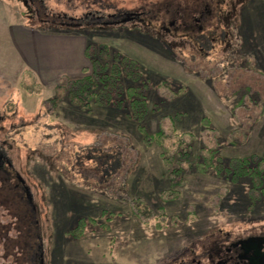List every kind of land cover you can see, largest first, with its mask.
Wrapping results in <instances>:
<instances>
[{"label": "rangeland", "instance_id": "obj_1", "mask_svg": "<svg viewBox=\"0 0 264 264\" xmlns=\"http://www.w3.org/2000/svg\"><path fill=\"white\" fill-rule=\"evenodd\" d=\"M122 1L125 9L141 4ZM191 2L173 0L172 10ZM47 5L67 13L64 6ZM0 23L16 34L39 26L17 0H0ZM130 26L40 31L78 49L71 78L89 68L83 55L88 43L107 45L135 60L144 79L155 84L145 121L150 132L192 134L196 156L218 145L222 157L264 158V0H252L239 12L237 37L230 47L206 49L203 58L196 51H170L159 41L128 31ZM6 61L0 44V65L7 68ZM15 62L8 80L0 76V146L29 186L35 211L19 189L12 188L7 199L0 191V264H36L38 246L43 264H175L188 249L200 250L218 234L264 229V196L251 202L243 181L230 183L192 167L176 183L170 172L178 166L166 164L160 146L146 145L138 125L121 110L93 106L86 113L57 97L66 80L60 76L70 71H59L44 85L36 80L41 93L31 95L24 85L33 87L32 79L21 73L20 60ZM163 83L182 88L174 92ZM158 97L163 101L155 105ZM203 118L210 120L214 132L202 129ZM99 141L106 152L116 150L122 161L109 186L84 178L73 166L75 154ZM136 199L145 201L157 218L137 216L132 207ZM79 219H87L84 233L74 238L68 232ZM212 232L214 236L197 241Z\"/></svg>", "mask_w": 264, "mask_h": 264}, {"label": "flooded vegetation", "instance_id": "obj_2", "mask_svg": "<svg viewBox=\"0 0 264 264\" xmlns=\"http://www.w3.org/2000/svg\"><path fill=\"white\" fill-rule=\"evenodd\" d=\"M17 1L25 8L30 20H37L39 24L37 29L60 27L94 31L96 28L105 31L109 28L124 29L126 24H131L128 31L138 32L153 41H159L170 51L173 49L187 53L196 51L199 52L197 55L203 58L207 57L206 49L209 51L216 47L222 48L226 44L230 47L231 41L237 37L235 28L238 14L252 0H193L186 5L176 4L175 10H172L173 0H159V3L156 0H141L139 6L135 5L131 9H125L122 0L119 3H112L109 0ZM48 1L64 6L67 8V13L51 9L47 5ZM0 181L6 199L10 197L12 188L19 189L22 198H25L34 213L35 208L32 205L34 197L29 186L14 172L7 150L2 145L0 146ZM26 195L30 201L27 200ZM213 233L215 232L208 233L210 235L204 234L197 238V241L214 236ZM208 241L209 243L202 244L200 250L188 249V255L176 263L264 264L263 228L260 232L236 236L218 234ZM41 251V247L38 246L36 264H43Z\"/></svg>", "mask_w": 264, "mask_h": 264}, {"label": "trees", "instance_id": "obj_3", "mask_svg": "<svg viewBox=\"0 0 264 264\" xmlns=\"http://www.w3.org/2000/svg\"><path fill=\"white\" fill-rule=\"evenodd\" d=\"M84 56L89 68L84 69L81 77H66L65 84L58 88V98L86 113H90L93 106L121 110L128 119L138 125L139 133L146 145L160 146L161 156L166 164L174 163L178 166L170 172L171 177L176 179V183L180 184L181 177L189 172L188 169L195 167L200 173L212 172L217 178L230 183L243 181L241 184L248 187L251 202L257 196H264V158L222 157L218 154V145L217 148L207 147L205 153L196 156L193 153L195 139L192 134L185 132L179 134L174 129L170 132L163 129L150 132L145 121L150 113L149 93L155 84L144 79L139 64L107 45L95 46L88 43L84 48ZM24 74L31 78L34 84L33 87L24 85V90L28 94L39 95L41 89L35 86L37 84L35 77L29 71H24ZM23 78L24 75H22ZM163 86L171 88L174 92L182 88L168 83H163ZM174 87H177V90ZM162 101L158 97L155 105ZM201 127L206 132L215 131L208 118L202 119ZM106 149L99 141L93 149L82 151L80 155L75 154L74 169L84 178H96L99 184L107 186L112 175L121 170L122 161H119L116 150L110 148V151L106 152ZM3 190L1 186L0 191ZM132 207L139 217L144 219L156 217L151 207L141 199L133 200ZM161 211L162 209L160 214ZM86 220L79 219L68 234L74 238L81 236L84 233ZM35 261L37 262V258Z\"/></svg>", "mask_w": 264, "mask_h": 264}, {"label": "crops", "instance_id": "obj_4", "mask_svg": "<svg viewBox=\"0 0 264 264\" xmlns=\"http://www.w3.org/2000/svg\"><path fill=\"white\" fill-rule=\"evenodd\" d=\"M0 23V44L1 50L8 61L7 68L0 65V76L8 80L14 73L13 63L20 60L23 64L22 72L29 71L41 84H46L55 79L56 74L62 70L70 71L77 64L78 49L71 43L60 44L54 36L43 34L41 29L34 30H11V27L1 26ZM39 33V34H38ZM20 40L18 41V36ZM36 35V36H35ZM41 35V36H38ZM84 55V49H83ZM18 60H16V59ZM15 59V60H14ZM60 76L70 77L71 71Z\"/></svg>", "mask_w": 264, "mask_h": 264}, {"label": "water", "instance_id": "obj_5", "mask_svg": "<svg viewBox=\"0 0 264 264\" xmlns=\"http://www.w3.org/2000/svg\"><path fill=\"white\" fill-rule=\"evenodd\" d=\"M26 198H27L28 201H30V200L28 199V196H27V195H26Z\"/></svg>", "mask_w": 264, "mask_h": 264}]
</instances>
